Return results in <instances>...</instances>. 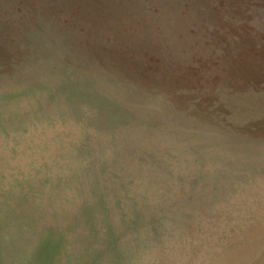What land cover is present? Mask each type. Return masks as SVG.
Instances as JSON below:
<instances>
[{"label": "rangeland", "instance_id": "374dc122", "mask_svg": "<svg viewBox=\"0 0 264 264\" xmlns=\"http://www.w3.org/2000/svg\"><path fill=\"white\" fill-rule=\"evenodd\" d=\"M0 264H264V0H0Z\"/></svg>", "mask_w": 264, "mask_h": 264}]
</instances>
